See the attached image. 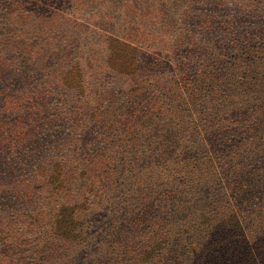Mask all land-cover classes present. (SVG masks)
Returning a JSON list of instances; mask_svg holds the SVG:
<instances>
[{"label":"trees","instance_id":"obj_1","mask_svg":"<svg viewBox=\"0 0 264 264\" xmlns=\"http://www.w3.org/2000/svg\"><path fill=\"white\" fill-rule=\"evenodd\" d=\"M131 1L0 0V264H264V0Z\"/></svg>","mask_w":264,"mask_h":264},{"label":"rangeland","instance_id":"obj_2","mask_svg":"<svg viewBox=\"0 0 264 264\" xmlns=\"http://www.w3.org/2000/svg\"><path fill=\"white\" fill-rule=\"evenodd\" d=\"M36 1H38V0H36ZM108 0H106V2H107ZM114 1V4L116 5V7H121V6H125V5H128V4H132L133 2L131 1V0H113ZM144 1H147V0H142V2H144ZM158 1H161V0H148V2L150 3V4H153V5H156V3L158 2ZM169 1V0H168ZM170 1H172V0H170ZM198 0H174V2L175 3H177V2H189L188 4L189 5H192L193 4V2L194 3H196ZM105 6H110L108 3H105ZM195 6V5H194ZM184 9H186L185 7H184ZM96 12H94L93 11V9H89L88 10V12L86 13V14H84V16L83 17H81V18H79L80 20H83V21H89L90 19V16H92V15H94ZM209 13L210 12H206V13H204V15L205 16H209ZM64 16H66V15H60V16H57V17H60V22H62L63 21V19H64ZM113 20H119V21H121V22H124V21H126V20H131V19H133L134 18V16L132 15V14H130V13H124V12H120V11H118V12H115L114 14H111V16H110ZM54 24L55 25H57V23L56 22H54ZM89 34L91 35V34H95V32H89ZM116 50V49H115ZM111 55L113 56V59H117V60H120V58H121V56H122V54H121V52H113V53H111ZM120 74H124V75H126L127 73H125V72H119ZM143 74H145V73H143ZM172 73L171 72H169V74L168 75H171ZM109 75V74H108ZM141 75V74H140ZM127 76V75H126ZM143 76V75H142ZM146 76H150V74H147ZM100 76L98 75V77L97 78H99ZM105 77V76H104ZM43 80V79H42ZM140 80V79H139ZM93 82V81H92Z\"/></svg>","mask_w":264,"mask_h":264}]
</instances>
